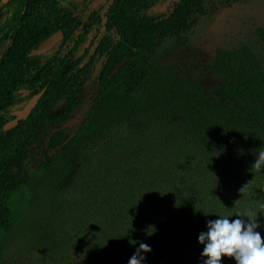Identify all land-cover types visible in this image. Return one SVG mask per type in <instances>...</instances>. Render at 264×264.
<instances>
[{
    "label": "trees",
    "instance_id": "obj_1",
    "mask_svg": "<svg viewBox=\"0 0 264 264\" xmlns=\"http://www.w3.org/2000/svg\"><path fill=\"white\" fill-rule=\"evenodd\" d=\"M14 1L19 3V28L0 59V109L25 82L29 51L54 29L77 24L67 15L62 24L52 20L50 31L45 7L50 2L53 11L55 0ZM153 1L109 0L101 13L104 34L90 54L101 62L98 89L81 128L96 139L91 146L98 151L92 164H82V209L77 221L68 220L74 227L65 232L61 249L49 245L45 250L49 264H128L141 242L151 248L141 253V264H202L198 236L207 231V222L227 216L247 223L246 217L236 216L249 210L257 213L256 231L264 237V168H252L264 150V124L149 61L161 41L188 31L204 11L203 0H178L165 15L139 14ZM79 62L75 59L64 70V59L51 58L34 77L44 91L27 118L7 131L0 120V264H6L4 238L15 233L20 219L9 198L22 190L31 195L49 178L52 192L62 177L53 175L55 167L64 166L61 155L71 152L79 138L44 131L49 122L62 119L49 114L53 104L65 100L67 111L77 105L87 69L85 64L78 69ZM113 110L131 111L134 118L124 135L107 140L108 131L121 126L120 121L106 123ZM31 142L46 161L27 169ZM42 234L33 230L30 243L44 246Z\"/></svg>",
    "mask_w": 264,
    "mask_h": 264
},
{
    "label": "rangeland",
    "instance_id": "obj_2",
    "mask_svg": "<svg viewBox=\"0 0 264 264\" xmlns=\"http://www.w3.org/2000/svg\"><path fill=\"white\" fill-rule=\"evenodd\" d=\"M108 1H58L52 11V20L69 15L77 24L65 30L64 39L52 48L50 54L29 59L25 82L16 88L11 100L0 109V120L4 125L10 122L11 112L21 109L32 95L40 91L41 81H35L34 77L53 57L64 59V70L70 69L75 59H80L78 69L84 64L87 66L77 105L67 111V101L53 104L49 114L60 115L62 119L49 122L44 128L47 133L61 131L68 138L79 136L72 151L61 155L64 166L55 167L53 175L57 172L62 174L59 183L51 192L49 189L53 184L49 178L44 182L45 187L31 191V195L22 190L9 198V205L20 219H16L15 233L7 234L3 241L6 264H49L45 250L49 245L61 249L65 232L74 227L73 220H68L74 218L77 221V213L82 209L78 186V179L83 182L86 176L82 164H92L98 151L97 147L91 146L96 139L90 138L89 132H81L86 110L98 89L96 79L101 66L97 57L90 59V54L94 43L104 34L101 13ZM177 1L155 0L140 9L139 14L152 18L165 15ZM202 2L204 11L197 15L194 25L178 37L170 36L161 41L148 56L149 61L243 116L259 119L264 124V0ZM133 118L131 111L113 110L105 118L106 123L113 125L120 121L121 126L108 131L105 139L124 135L125 126ZM29 134L32 139L33 132ZM32 147L33 142L25 159L27 169L36 168L46 161L41 152L33 151ZM47 156H50L49 152ZM65 168L68 171L62 172ZM74 172L76 176H72ZM71 179H75L74 184H71ZM44 202H47V207ZM52 204L54 207L50 208ZM36 228L43 232L39 243H44V246L39 248L28 238ZM221 264H235V261L222 258Z\"/></svg>",
    "mask_w": 264,
    "mask_h": 264
},
{
    "label": "clouds",
    "instance_id": "obj_3",
    "mask_svg": "<svg viewBox=\"0 0 264 264\" xmlns=\"http://www.w3.org/2000/svg\"><path fill=\"white\" fill-rule=\"evenodd\" d=\"M252 168L257 171L264 168V150L259 151ZM236 217H246L247 223L240 218L230 220L227 216L207 222V231L198 236V243L203 245L204 264H221L222 258L233 259L235 264H264V237L256 231L259 227L257 213L249 210ZM149 252L150 246L141 242L128 264H141L145 259L141 253Z\"/></svg>",
    "mask_w": 264,
    "mask_h": 264
},
{
    "label": "flooded vegetation",
    "instance_id": "obj_4",
    "mask_svg": "<svg viewBox=\"0 0 264 264\" xmlns=\"http://www.w3.org/2000/svg\"><path fill=\"white\" fill-rule=\"evenodd\" d=\"M65 2V0H55L54 6H56L57 2ZM0 59L3 57L5 53H7L8 49L12 45L14 35L18 33L19 28V3L18 2H10V0H0ZM52 5L50 2H48L47 6L45 7V21L47 28L51 31L52 26ZM34 9H28V15L33 14ZM103 11V10H102ZM41 12H39L40 14ZM67 15H63L60 17V24L66 19ZM59 20V19H58ZM75 21V20H74ZM62 29H54L53 32H51L47 37H45L40 43H42L45 39L50 37L51 35L60 32L61 38L55 42L49 49L41 52L38 55H30V51L37 48V46L40 44L38 43L35 48L31 49L28 53L29 56H41V55H48L50 54L52 48L60 41H62L66 35V30ZM65 34V35H64ZM40 86V85H39ZM44 89V87L42 88ZM41 90V89H40ZM36 94V93H35ZM33 96V95H32ZM10 121L14 118L13 115H11ZM18 122V121H17ZM17 124V123H16ZM3 127V126H2Z\"/></svg>",
    "mask_w": 264,
    "mask_h": 264
},
{
    "label": "water",
    "instance_id": "obj_5",
    "mask_svg": "<svg viewBox=\"0 0 264 264\" xmlns=\"http://www.w3.org/2000/svg\"><path fill=\"white\" fill-rule=\"evenodd\" d=\"M60 38H61L60 32H57V33L51 35L50 37L45 39L42 43H40L36 49L30 51L29 54L30 55L40 54L41 52L49 49ZM43 91H44V89H41L39 92H37L36 94L31 96L30 99L25 103V105L22 106L21 109L11 112V115H13L14 118L10 122L5 123L2 127V129L4 131H7V130L13 128L16 125L17 121L26 119L27 116L29 115V113L31 112V110L33 109V107L36 105L39 98L41 97Z\"/></svg>",
    "mask_w": 264,
    "mask_h": 264
}]
</instances>
